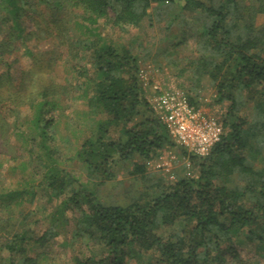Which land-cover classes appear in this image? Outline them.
Listing matches in <instances>:
<instances>
[{
	"label": "trees",
	"instance_id": "1",
	"mask_svg": "<svg viewBox=\"0 0 264 264\" xmlns=\"http://www.w3.org/2000/svg\"><path fill=\"white\" fill-rule=\"evenodd\" d=\"M164 11L168 17L164 29L183 25L194 42L195 58L180 70L181 76L190 72L189 101L200 106L190 92L208 79L215 90L212 104L228 102L227 116L234 121L221 122L225 135L204 157L178 146L182 156L198 168L197 178L158 183L140 201L104 204L96 191L59 166V155L52 147L58 104L44 79L36 78L44 74L41 64L29 73V79L24 73L17 85L9 73L0 74V103L28 105L32 110L30 128L43 167L40 183L58 201L65 197L52 215L65 210L77 214L78 233L73 241L79 242L82 252L72 256V264H126L127 260L225 264V248L234 235L264 242V167L256 164L264 152V28L255 24L257 16L264 15V0H0V14H5L0 19L9 23V37L15 41L52 40L74 60L89 56L78 70L82 78L78 88L92 114L107 119L97 120L95 133L74 158L84 166L88 180L98 185L112 180L116 163L139 158L142 163L134 164L132 174L144 175L149 161L177 146L146 99L138 55L107 39L98 28L100 21L120 32L140 29L146 21L152 26ZM27 19L33 26L29 31L22 26ZM13 49L9 42V53ZM245 95L256 98L250 119L239 114ZM135 117L141 119L135 121ZM111 126L119 134L107 138ZM25 194L22 189L1 193L0 198L21 202ZM0 214V250L8 254V258L0 257V264H38L19 258L18 248L30 231L17 229L10 216ZM166 230L170 232L164 235ZM53 236L55 230L50 227L36 242L43 245Z\"/></svg>",
	"mask_w": 264,
	"mask_h": 264
},
{
	"label": "rangeland",
	"instance_id": "2",
	"mask_svg": "<svg viewBox=\"0 0 264 264\" xmlns=\"http://www.w3.org/2000/svg\"><path fill=\"white\" fill-rule=\"evenodd\" d=\"M149 12L152 14L153 10L149 9ZM63 13L64 11L60 15ZM160 14L161 16L157 17L158 21L155 17L156 22H152V26L146 21L140 29H130L128 32H120L105 21H100L98 28L107 39L119 46L132 49L133 53L138 55L140 74L145 73L149 79L163 80L187 91L192 86L190 72L187 71L181 76L180 70L185 68L189 60L195 58L193 39L183 25L178 24L170 31L165 30L167 13L164 11ZM3 16L4 13L0 14L1 18ZM184 16L187 18V14ZM255 24L260 29L264 28V15L257 16ZM22 26L25 31L33 29L32 22L28 19L22 22ZM10 31L9 23L1 20L0 74L9 73L13 84L17 85L24 73H28L24 76L29 79V73L41 64L44 74L36 75V78L44 79L45 86L49 87L58 104L57 111L54 112L57 125L52 147L59 155V166L65 171H70L88 190L96 191L100 202L107 205H127L140 201L144 193L150 195L158 183L171 185L181 178L198 177V168L190 159L182 156L178 146H175L166 148L160 157L149 161L144 175L132 174L134 164L142 163L139 158H133L126 163L114 164L113 178L104 185L89 181L83 171L84 166L74 157L82 143L95 133L97 122L100 119L103 121L107 119L105 115L92 114L82 97L83 90L78 88L82 82L78 70L87 64L89 56L74 60L66 51L60 50L52 40L41 44L32 39L15 41L9 37ZM9 42L14 46L11 53ZM137 44L141 45L138 50ZM190 94L200 102V106L221 122L234 121L227 116L228 102L212 104L215 90L208 83V79H204L198 90ZM255 100L245 95L239 114L250 119L256 106ZM31 118L32 110L28 105L16 107L0 103V194L22 189L28 192L21 198V202L11 201L6 197L0 198L2 206L0 211L4 216L11 217L17 229L30 231L18 248L22 251L19 256L21 261L31 259L38 264H72V256L82 252L79 242L73 241V236L78 233L74 221L77 214L65 210L52 215L58 203L65 197L58 201L55 195L40 183L43 167L37 159L39 152L35 147L36 137L31 133ZM134 119L137 121L141 117ZM117 129L115 126L109 127L106 130V137H116L119 134ZM157 160L166 164L168 170L158 168ZM256 164L264 167V152L258 157ZM19 212L24 213V216H19ZM50 227L54 228L55 236L49 242L40 245L36 239ZM169 232L170 230H166L162 233L167 235ZM2 240L0 235V241ZM225 250L227 251L225 264H264V242L248 241L242 234L234 235ZM0 257L8 258L7 252L0 250ZM126 264L137 263L127 260Z\"/></svg>",
	"mask_w": 264,
	"mask_h": 264
},
{
	"label": "built area",
	"instance_id": "3",
	"mask_svg": "<svg viewBox=\"0 0 264 264\" xmlns=\"http://www.w3.org/2000/svg\"><path fill=\"white\" fill-rule=\"evenodd\" d=\"M140 79L150 108L177 146L204 157L222 140L225 129L220 119L202 106L191 104L186 90L163 80L149 79L145 73L140 74ZM156 162L158 168L168 170L166 164Z\"/></svg>",
	"mask_w": 264,
	"mask_h": 264
}]
</instances>
